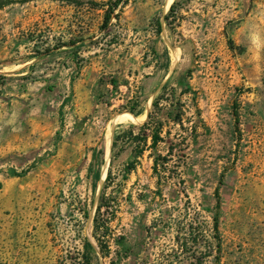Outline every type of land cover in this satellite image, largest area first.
<instances>
[{"label": "rangeland", "instance_id": "1", "mask_svg": "<svg viewBox=\"0 0 264 264\" xmlns=\"http://www.w3.org/2000/svg\"><path fill=\"white\" fill-rule=\"evenodd\" d=\"M109 1L0 0V264H264V0Z\"/></svg>", "mask_w": 264, "mask_h": 264}, {"label": "trees", "instance_id": "2", "mask_svg": "<svg viewBox=\"0 0 264 264\" xmlns=\"http://www.w3.org/2000/svg\"><path fill=\"white\" fill-rule=\"evenodd\" d=\"M126 3L125 0H110L109 1V8L106 12V15H105V19H104V24H103V28L104 29H108L109 25L111 24V21L112 19L115 17H117L118 15H115V11L117 10V8L119 7V5L121 3ZM175 6H176V2L171 6V9H170V12H173L174 9H175ZM166 21L168 20V17L165 18ZM157 32L158 34H161L162 32V25L160 22H158V29H157ZM137 107L138 105L135 104L132 108H131V113L135 116H138L140 115L139 111H137ZM131 114V116H133ZM237 117V115H236ZM236 121H238V119H236ZM161 124H159L155 118H153L152 114L149 115L148 117V122L142 127V131H146V130H149V131H154L153 134H152V140H153V144H152V147L153 146H156L160 141H162V138L160 137V133H161ZM125 137V134L123 133H119L116 135V137L114 138V142H113V149H115L118 145V141L121 139V138H124ZM136 139L139 140V137L136 136ZM145 147H146V144H143V146H138V156L139 155H142L145 151ZM96 157H97V154H94V159L96 160ZM156 165L154 167V171H157V160L155 161ZM93 167V166H92ZM92 169V168H91ZM135 169V163L132 162L129 167H128V171L127 172H131ZM109 178V177H108ZM216 198L218 199V204H217V210L219 211L220 209V195H219V189L217 188L216 189ZM214 230L216 233H218L219 231V216L218 214H216V216L214 217ZM88 264V263H87Z\"/></svg>", "mask_w": 264, "mask_h": 264}, {"label": "bare ground", "instance_id": "3", "mask_svg": "<svg viewBox=\"0 0 264 264\" xmlns=\"http://www.w3.org/2000/svg\"><path fill=\"white\" fill-rule=\"evenodd\" d=\"M126 119H128V118H126Z\"/></svg>", "mask_w": 264, "mask_h": 264}]
</instances>
